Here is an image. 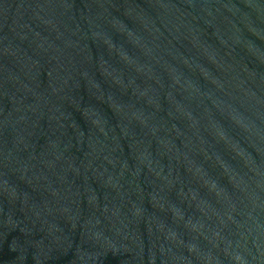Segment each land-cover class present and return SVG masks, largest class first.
<instances>
[{"label": "water", "instance_id": "obj_1", "mask_svg": "<svg viewBox=\"0 0 264 264\" xmlns=\"http://www.w3.org/2000/svg\"><path fill=\"white\" fill-rule=\"evenodd\" d=\"M0 264H264V0H0Z\"/></svg>", "mask_w": 264, "mask_h": 264}]
</instances>
